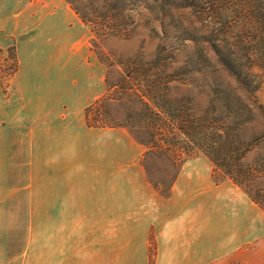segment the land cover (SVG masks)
<instances>
[{"label":"crops","instance_id":"crops-1","mask_svg":"<svg viewBox=\"0 0 264 264\" xmlns=\"http://www.w3.org/2000/svg\"><path fill=\"white\" fill-rule=\"evenodd\" d=\"M88 26L65 0H0V264H264V209L206 157L167 197L123 127H90L106 91Z\"/></svg>","mask_w":264,"mask_h":264},{"label":"trees","instance_id":"trees-1","mask_svg":"<svg viewBox=\"0 0 264 264\" xmlns=\"http://www.w3.org/2000/svg\"><path fill=\"white\" fill-rule=\"evenodd\" d=\"M65 1L90 26L93 39L131 38L142 17L155 23L148 26L158 39L150 59H143L141 44L136 55L118 64L116 82L107 71L106 93L84 109L86 125L125 126L100 118L106 102L123 101L129 111L126 125L145 147L141 164L146 177L160 195L170 194L184 161L202 156L212 163L215 182L230 179L264 209V105L258 98L264 70V0ZM178 10H189L194 20L167 24V17ZM189 42L209 62L203 51L207 45L224 76H208L199 59L178 64V54ZM7 51L9 65L2 69L0 64L4 89L17 70L15 46ZM215 83L219 88L213 91ZM204 84L210 87L207 93L191 91ZM202 93L208 97L204 107L198 103ZM155 159L173 169L169 178L160 172L154 177Z\"/></svg>","mask_w":264,"mask_h":264},{"label":"rangeland","instance_id":"rangeland-1","mask_svg":"<svg viewBox=\"0 0 264 264\" xmlns=\"http://www.w3.org/2000/svg\"><path fill=\"white\" fill-rule=\"evenodd\" d=\"M29 1H36V0H29ZM168 23L167 24H182L184 22H188L190 20H194L193 15H191L189 10H178L174 12V14L171 17H167ZM167 22V21H166ZM139 26L136 29V33L131 38H120L115 36H108L105 38H94L93 34L91 33V37L88 40V47L90 50L96 54L98 59L101 61V59L104 62H102L105 66V73L109 70V80L111 82H116L119 79V71L121 67L118 65L121 61H124L127 58H131L134 55H136L137 52L141 49V44H143L142 47V55L143 59H150L153 56V53L156 48V44L158 42V39L154 38L152 36V33L150 32V27L148 26L153 25L155 23L149 22L148 18L142 17L139 20ZM90 29V26H88ZM92 41L94 45L92 44ZM205 49L204 54L209 59V62L204 61L203 57L200 54V49H198L194 44L187 43V47L185 50H181L178 54V64H180L181 60H187L190 59H199L202 61L201 65L207 69V75L214 77L219 80L221 76H224V72L222 71L220 65L216 62L215 56L213 55L212 51L207 47V45H204ZM8 51L6 50L3 52V54L0 56V64L2 69H6L5 67L9 65V59L7 58ZM101 58V59H100ZM107 64H112L111 67L108 69ZM189 68L191 66H188ZM262 82L260 89L258 91V98L260 102L264 105V70L260 72L259 74ZM233 83V82H232ZM182 88V87H181ZM219 88L218 84H212L211 90H216ZM107 89V88H106ZM202 89L204 93L208 92L210 90L209 85L204 84L202 87L192 88V92H197ZM177 92H182V90H177ZM106 93V91H105ZM104 93V94H105ZM103 94V95H104ZM102 95V96H103ZM94 102V101H93ZM198 103L200 107H204L208 103V97L206 94L199 95ZM91 104V103H90ZM135 107H137L135 105ZM103 116H100L102 121H105L106 123L113 124V125H125V126H113V127H123L125 130L130 132L132 136H134L128 126L127 123V115H128V105H126L123 101H117V102H106L105 105L102 108ZM95 113V109L92 110V114ZM95 115V114H94ZM143 136V137H142ZM141 137L144 138L146 135L143 134ZM187 161V160H186ZM185 162V161H184ZM183 162V163H184ZM182 163V164H183ZM153 174L154 177L159 176L157 175L159 172L161 175L170 177L173 174V169L162 162L160 159H155V162L153 163ZM182 166V165H181ZM181 168V167H180ZM213 170V168H212ZM227 179V178H226ZM223 181V180H222Z\"/></svg>","mask_w":264,"mask_h":264}]
</instances>
